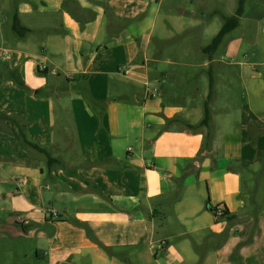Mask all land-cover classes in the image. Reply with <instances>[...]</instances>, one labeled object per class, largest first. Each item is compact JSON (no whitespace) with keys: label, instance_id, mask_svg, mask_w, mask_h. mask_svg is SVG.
Masks as SVG:
<instances>
[{"label":"crops","instance_id":"crops-1","mask_svg":"<svg viewBox=\"0 0 264 264\" xmlns=\"http://www.w3.org/2000/svg\"><path fill=\"white\" fill-rule=\"evenodd\" d=\"M178 1L0 0V72L30 90L0 79V264H264V6L234 58L194 49L213 3Z\"/></svg>","mask_w":264,"mask_h":264},{"label":"trees","instance_id":"trees-1","mask_svg":"<svg viewBox=\"0 0 264 264\" xmlns=\"http://www.w3.org/2000/svg\"><path fill=\"white\" fill-rule=\"evenodd\" d=\"M244 3H245V0H238L236 11H235L234 15H232V16H225L222 13H219L216 11H213V12L208 13V14H205V13L201 14V17L204 18L205 20H210L211 18H213L215 16H219V18L222 21L221 28L219 29L217 34L211 39L210 43L201 50V52L203 54H208V55L215 54L219 50V48L221 47L225 37L228 36L232 31H234L238 27L239 22H240V18L242 17V15L244 13ZM11 30L16 35L17 38H24L25 35L30 32L28 29H25L21 26L16 10H14V13L12 16ZM3 78H9V79L13 80L19 86L26 89L27 91H30L29 88L26 86V84L24 83V81L21 79L20 75L17 72L2 70L0 72V79H3ZM209 86H210V91H211L212 83H209ZM210 94L211 93L209 92V95H208L209 99H210ZM1 117L6 118L2 115H1ZM6 119L9 120V118H6ZM174 121H175V119L167 120L166 124L169 125L170 123H172ZM209 121H210V111H209L208 105L206 103L205 107H204V117H203L202 121L198 125L184 124L183 126H184V129L186 131H194L198 127H206L207 128ZM21 134H22L24 142L27 143L22 129H21ZM210 142H211V135L209 134V132H207V134L205 135L204 143H203V150L207 149V147L210 145ZM27 144H29V143H27ZM30 146H32L34 149L38 150L39 152L44 153L43 151H41V149H39L33 145H30ZM46 157H47V167L48 168H50L51 166H55V165L59 166L60 165L59 161H57L56 159H53L49 155H46ZM248 172H251L252 175H255V177L262 175L264 172V160L261 164V167L258 169V171H255V172L254 171L253 172L248 171ZM213 212H214V214H216L215 208L213 209ZM254 216H256V213H254ZM219 218L226 219L228 221H234L237 219V215L229 216L228 212L223 208Z\"/></svg>","mask_w":264,"mask_h":264},{"label":"rangeland","instance_id":"rangeland-1","mask_svg":"<svg viewBox=\"0 0 264 264\" xmlns=\"http://www.w3.org/2000/svg\"><path fill=\"white\" fill-rule=\"evenodd\" d=\"M167 1H170V0H167ZM192 1L193 0H181L180 3L178 1V5H173V6H175V7L177 6L180 9H186V10L190 11V10H192L194 8V4L191 3ZM194 1L196 2L197 8L200 9V7H201V9H205L203 7V5H204L203 1L204 0H194ZM209 1L212 2L213 5H212V8H208V11H212L213 10V11H217L219 13L223 12L224 14L228 15V14H231V13L234 14L235 11H236V8H237V4H236L235 8L234 7H230V6L223 7L222 5L217 3V0H209ZM246 1H247V3L248 2H253V3L259 4L260 6H264V0H246ZM235 2L237 3L238 0H235L234 4H235ZM169 9H171V7H169V5H168L167 6V10H169ZM199 9L196 10V13H195L196 16H198V10ZM244 10H245L244 11V15H245L244 17L247 18L246 21L249 22V25H250V20H252V18H253L250 15V8L247 9L245 7ZM172 15H173L172 17H177L178 16L177 13H175V14L172 13ZM167 17H168V15H167ZM183 21L184 22H189V19L186 17V18L183 19ZM203 23H205V24H202V26L199 28L200 30H198V32L202 33V36H199L197 42L193 45V46H195L194 49H196L198 54H200V52H201L200 51V49H201L200 46L201 47H206L210 43L211 38L213 36H215V34L219 31V29H220V27L222 25V21L219 18V16L213 18L210 22L208 20L204 19ZM244 23H245V20H244ZM262 28H263V32H264V19L261 20L259 25H258V28H257L258 32H256V30H254L253 33H255V35L261 33ZM169 31H170V36L174 37L175 36V31L173 29H170V28H169ZM239 34H240L239 30H235V31L231 32L226 38L229 39L228 37H233V36L235 37V36H237ZM224 45H225V42L221 45L219 50L216 52L218 55H221V56L229 55L231 57H234L236 55L235 53H237V54L242 56V55H247V54L252 53V50L255 49L254 46L252 45V37L251 38H245V39H243L241 41L240 48H239L238 52L227 51V50H225ZM176 47H178V44H175L174 40L169 41L167 43V45H165V54L167 56H174L175 54H178V53H176ZM0 219L4 220V219H6V217L3 216L0 213ZM4 260H7V257L5 255H0V262L4 261Z\"/></svg>","mask_w":264,"mask_h":264},{"label":"built area","instance_id":"built-area-1","mask_svg":"<svg viewBox=\"0 0 264 264\" xmlns=\"http://www.w3.org/2000/svg\"><path fill=\"white\" fill-rule=\"evenodd\" d=\"M40 70H43V68H41ZM223 209H220L217 211L216 215L219 217L221 215V212H222Z\"/></svg>","mask_w":264,"mask_h":264}]
</instances>
